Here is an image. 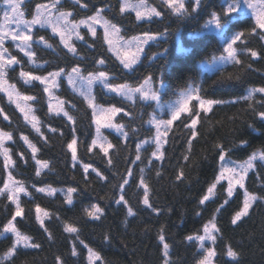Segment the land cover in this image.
I'll return each mask as SVG.
<instances>
[{
  "label": "trees",
  "instance_id": "1",
  "mask_svg": "<svg viewBox=\"0 0 264 264\" xmlns=\"http://www.w3.org/2000/svg\"><path fill=\"white\" fill-rule=\"evenodd\" d=\"M149 1L156 5L158 11L168 13L169 10L160 4V0ZM234 1L237 0H199L196 11H192L194 0H189L185 3L186 13L167 14L164 18L153 17L143 21L137 20L136 14L130 10L123 13L119 11L124 0H81L86 5L85 8L72 6L69 0H64L62 8L72 11L74 20L86 19L102 10L105 18L115 24L126 39L143 35L158 37L148 44L142 58L131 70L123 69L120 61L109 51V44L101 29L96 31L95 37L88 29H81V35L92 47L89 48L84 41L74 40L77 57L67 53V49L59 44V37L52 36L49 29L34 30V35H44L57 48V52H53L39 44L33 46L36 52L34 59L38 63L50 62V67L45 65L48 71H54L58 67L70 70L71 67L79 65L84 75L105 71L109 75V82L127 83L133 87L143 83V79L152 77L153 84L164 87V102H170L189 88L195 90L197 96L203 100L223 99L238 102L212 105L207 110H201L194 101L191 111L182 114L168 132L161 148L163 157H153L155 147L149 143L140 149L141 160L133 164L136 145L146 140L151 141L154 137V128L148 123L155 111L153 102L141 100L140 97L127 101L121 96L107 93L99 85L95 87L94 95L98 104L122 109L116 121L128 133L125 139L120 134L106 131L105 135L112 147L107 148L108 154L105 156L100 147L92 144L95 137L93 110L82 96L73 92L66 78L58 79L59 87L53 90L56 97L53 100L63 102L60 103L61 108L74 116L75 124H69L63 112L49 110V93L43 91L44 85L35 81L32 85H25L19 78L20 66L10 69L7 81L15 84L21 94L36 95L38 98L31 101V104L39 121V134L31 124L25 122L24 115L15 104L9 102L4 92H0V107L13 124L4 121L0 116V128L13 132V141L6 143L17 162L13 175L25 184L29 193L21 194L24 212L23 218L17 217V226L23 233L32 236L41 247L19 248L17 255L11 261L5 260L4 264H55L57 256L66 261V264H89L88 250L75 239L77 235L101 256L103 264H162V246H158L157 240L161 226L164 227L166 241L171 246L170 258L173 264H197L202 253L197 251L195 243L187 242L185 238L187 235H202L203 223L211 218L215 208L227 197L226 184L219 183L206 205L198 204L199 199L208 194L207 188L216 182L215 177L221 170L219 149L215 145L222 144L226 152L230 148L226 159L234 161H245L254 152L264 153V120L258 118L253 111L264 110V94L256 93L252 101L240 99L248 95L250 88L264 87V40L252 33L255 24L253 18H241L235 13L224 15L228 3ZM213 14L220 16L221 25L225 26L223 34L206 30L207 22L212 19ZM240 31L244 33L241 37L244 43L237 41L235 44L240 62L227 64L212 72L205 70L204 64L220 57L227 40ZM261 31L257 29V32ZM6 46L9 53L20 60L26 70L34 75H47L44 69L29 65L27 57L12 42H8ZM252 51H256L260 58H253ZM100 59L105 61L103 65H98ZM193 113H198V116L193 117ZM190 118L197 120L195 137L191 136ZM72 127L77 129V159L91 166L87 173L79 164L73 167L71 152L66 147L72 138ZM50 128H56L57 131L53 133L49 131ZM61 132L64 133L63 136L60 135ZM20 133L27 135L36 144L39 149L37 157L47 162L49 169H54L53 171L45 169L40 177H36L37 165L30 158V149L19 139ZM189 139L192 141L190 147ZM242 140L246 141L243 146L240 145ZM21 152L28 161L27 164L20 160ZM185 155L188 156L187 161L183 159ZM149 159L152 160L151 167L147 166ZM109 160L112 161L111 165L108 164ZM92 167L105 179L101 180L92 172ZM141 167L145 169L150 203L163 209L159 217L141 202L143 189L138 187ZM128 169H132V177L129 185H125V199L137 215L127 218L128 225L125 227L127 210L123 205H116L114 200L118 198V186L127 176ZM181 169L184 178L178 181L176 176ZM157 171L159 176L156 175ZM6 179L7 173L3 170L0 157V187H3ZM262 184L264 161L258 158L254 168L247 174L245 186L256 195H264ZM113 185L117 187L114 188ZM46 186L65 189L69 186L77 187L74 205H67L59 192L49 197L46 193L36 191V188ZM242 201L243 190L238 189L230 201V206H226L227 211L222 209L223 214L217 215V226L221 229L222 238L217 241L218 256L214 258V264H236L223 254L226 243L231 244L240 254L239 264H264V202H255L248 215L238 221V226L233 225L231 219L234 211L242 206ZM93 203L104 209V216L98 221L83 212L85 207H90ZM37 205L49 213V217L44 218V223L51 233V239L49 233L44 232L35 219ZM169 208L172 209L171 213L167 211ZM14 211V205L6 196L0 197V230ZM197 211L201 212L200 216H196ZM41 216L43 218L42 213ZM65 225L76 227L77 233L65 232ZM105 234L110 237V242H105ZM13 241L11 234L0 238V258ZM73 244L76 245L77 257L71 256ZM91 264H101V261L93 260Z\"/></svg>",
  "mask_w": 264,
  "mask_h": 264
},
{
  "label": "snow or ice",
  "instance_id": "2",
  "mask_svg": "<svg viewBox=\"0 0 264 264\" xmlns=\"http://www.w3.org/2000/svg\"><path fill=\"white\" fill-rule=\"evenodd\" d=\"M64 0H48V2H39V0H0V92L6 93L8 96V100L10 103L15 104L16 108L24 113V119L26 123L31 124L32 128L35 129L36 133H40V127L37 126L39 121H37L36 116L32 115L29 119L30 113H32V107L27 103L29 101H36L38 98L36 95H23L16 89L15 84H8L7 76L10 69H13L15 66H20L19 78L23 81L25 85H32L33 82H39L40 85H44L43 91L45 93H49V110H52L53 99H56L54 93L51 91L54 88L59 87L57 83L58 79L64 77L67 79L69 86L72 87L73 92H76L78 95L82 96L84 100L88 103V106L93 109V116L96 118L95 123L97 125L96 128V138L92 140L93 145L100 144L101 151L104 152L105 156L108 154V149L103 147L104 144H108V147H112V144L108 142L106 136L102 135L100 128L101 126L104 128L114 129L116 133L120 134L125 139L128 137V133L124 130V126L122 124H113L111 122V117L106 116V114L110 113L115 115L122 111L121 108L111 106V107H103L99 104H94L96 100V96L93 94L94 86L99 85L103 90H105L109 94H116L117 96L123 97L127 101H133L136 94H139L141 100H152L156 101L157 93L152 86V77H148L143 79V83H141L138 87L130 86L127 83H111L109 82V75L105 71L98 72H89L87 75L82 73L81 67L79 65L73 66L68 70L66 67H58L54 71H48L45 68V65H50L49 61H44L43 63H38L34 57L36 56V52L33 50L34 44H39L43 48L50 49L53 52H57V48L49 42L48 39L45 38L44 35H34V30L36 29H50L52 36L59 37V44L63 45L64 49H67V53L71 54L72 57H77V47L73 43V38L76 41H84L85 44L88 45L89 48L92 47L91 44L85 39L83 35H81L79 29L81 26H85L88 31L95 37L96 36V28L95 24H100L104 29V39L109 44V51H111L116 58L123 65V69L130 70L133 68L135 64H137L138 60L141 57L142 52L144 51V45H146L149 41L155 38V35H147L143 40L140 37H133L131 40H123L122 37L117 39H110V36H114L115 34L120 32V29L115 25L110 23V21L104 19L101 15V11H97L95 15H91L88 19H80L78 22H73L69 18L73 16L72 11L63 10L62 4ZM72 6L79 5L80 8H85L86 5L81 3V0H69ZM240 3L243 4L246 14H250L251 17L255 20V24L252 28V33L260 36V39L264 40V0H239ZM160 4L162 6H166L169 10L167 14H181L186 13V4L185 0H180L176 6H173L169 0H160ZM199 4V0H194V6L192 11H196V8ZM148 5L145 0H138V2H133V0H124V3L121 4L119 11L123 13L125 9H131L136 12L137 20H141L143 17V13L140 11L142 8H146ZM239 11L238 6L229 7L225 10L224 15H231L235 12ZM151 14L155 17L164 18L167 14L158 11L156 8H151ZM30 16V18H28ZM150 20L151 17H148ZM210 23L215 24L217 27L220 26V16L218 14H213ZM257 29L262 30L261 32H257ZM244 35L242 31L235 34V36L227 43V46L223 48V53L218 59L226 64L229 63H239L240 61L237 59V49L234 45L237 41L240 43H244L241 40V37ZM11 40L14 47L21 51L25 57H27V63L29 65H34L36 68L44 69L47 71V75H34L31 71L26 70L20 60H18L15 56L9 53V49L5 47V42ZM135 48L136 52L134 54H129L125 51V56L131 55V59L126 60L121 58V49L127 50L128 48ZM251 56L253 58L259 59V55L256 51L251 52ZM105 61L100 59L98 61V65H103ZM230 80L231 77H228ZM238 80L239 77H236ZM50 81V82H49ZM256 93L264 94V87H253L248 91V95L241 97L245 101H252L254 95ZM195 94V90L189 89L187 92H182L180 94V99L176 101V107L171 109L172 118L170 120H157L156 116H152L148 123L154 124L156 126L157 135L152 141H143L136 145V155L135 160L132 161L135 164L137 161L141 160L140 149L144 147L145 144L155 143V151L152 152V156L157 159H161L163 157V152H161L162 141L160 140L161 134V126L163 127V131L166 133L168 131L167 125L172 123V120H175L181 111L187 110V101L192 99ZM236 100H223V99H208V100H200L199 103L201 106L205 104L211 107L212 105H224L229 103H236ZM63 103V102H59ZM260 103V101H257ZM72 107H75L74 105ZM249 107H252L249 104ZM207 110V109H206ZM254 114L264 120V110L257 111L253 109ZM57 112H63V116L67 117L69 124H75L74 116L70 115L69 112L64 111L63 108L57 110ZM128 115V113H125ZM0 116L3 117V120L8 122L9 124H13V121L10 117L5 114L4 109L0 107ZM198 116V113H193V117ZM191 119V136H196L195 125L197 120L195 118ZM187 126V125H186ZM49 131L55 133L57 131L56 128H50ZM77 129L75 127L71 128L72 138L70 142L67 143V150L71 152V160L73 162V167L77 164L83 169L85 173L88 172L89 167H91L87 163H82L77 159V153L75 145L77 144L76 138ZM61 136L64 135L63 132L60 133ZM13 132L7 131L0 128V157H2L3 170L7 173V179L3 183V187H0V197H5L8 201L11 202L15 207V211L11 214V218L7 219L5 223L2 225V230H0V238L4 237L5 234H11L14 237V241L11 244V247L4 253V256L0 258V264H4L5 260L11 261L12 258L17 255V250L19 248L22 249H37L40 248L41 245L34 241L33 237L23 233L17 226V217H22V213L24 212L23 207L21 206V193L24 195H28V191L25 187V184L16 179L13 175V171L16 168V160L13 159L11 155V149L6 146V143L9 141H13ZM19 139L23 141V143L27 146V149L31 151V160L35 162L37 165L35 175L36 177H40L41 173L48 169L49 171H53L54 169H49L48 163L43 162L41 159L37 157V152L39 149L36 144L31 142L27 135L24 133H20ZM189 147L192 144L191 139L188 140ZM246 144V141H241L240 145L243 146ZM237 145H233L236 147ZM217 149H219V161L221 162V170L219 175L215 177V183H212L210 187L207 188V193L203 195L198 204L200 206H205L206 202L209 201L210 195H213V190L217 188V185L222 180H227V188L225 191L227 192V197L223 200L222 203L219 204L218 207L215 208L214 213L211 218L207 220V222L203 223L202 231L203 234H193L187 235L186 241L190 243H195L197 246V251L202 253V258L197 261V264H213L214 258L218 256V252L216 250V245L218 238H222L220 236L221 229L217 226V215H222V209L227 211L226 206H230V201L234 196V189L236 186H239V189L243 190V201L242 206L239 207V210L234 211V215L231 219V223L233 225L238 226V221H240L243 217L247 216L249 213V209L252 205L257 201L264 202V195H256L252 193L244 183L245 176L254 168V161L258 158L261 161H264V153L254 152L252 155L242 163H236L235 161L228 160L226 161L227 152H230L229 148L226 152L224 146L220 143L215 145ZM159 154V156L157 155ZM20 160L27 164L28 161L25 159L23 152L19 153ZM185 161L188 160V156L185 155L183 157ZM108 164L111 165L112 161L109 160ZM148 167L152 166V160H148ZM92 172H94L101 180H104L105 177L101 175L99 171L95 167H92ZM140 172V181L138 187L143 189L142 192V204L145 208L149 209L151 213H153L156 217H159L163 211L153 204L150 203L149 200V188L147 182L145 180V169L141 167L139 169ZM157 176L160 175L159 171L156 173ZM132 177V169H128L127 176L122 179V183L119 184V193L118 198L114 200L115 204L126 208V219L124 221L125 227L128 225L127 218L135 217L137 212L133 210L131 206H129L128 200L125 199V185H129L130 178ZM184 178V173L182 169L176 176V180L182 181ZM87 179V176H85ZM264 187V184L261 185ZM35 187V185H33ZM113 187H117V185H113ZM223 187V186H222ZM37 192L46 193L47 196L51 197L59 192L67 205H74V194L78 193L77 187L69 186L65 188H55L51 186L36 188ZM237 199L239 196L237 195ZM215 203V201H213ZM168 213L172 212V209H167ZM36 212V221L39 223L40 228L44 230V232L49 233L48 228L45 227L44 218L49 217V213L44 211L39 205L35 207ZM83 212L91 217L93 220H100L101 217L104 216V209L100 207L98 204L93 203L90 207H85ZM43 214V218L41 216ZM196 216H200L201 212L197 211ZM23 218V217H22ZM59 219V217H57ZM64 231L67 233H77V228L71 225H65ZM51 233H49V239H51ZM76 240H79V243L84 246L88 250V261L89 264L93 260L101 261L103 264L101 256L95 252L88 244L84 243L82 239H80L79 235L75 237ZM105 242H110V237L105 234L104 236ZM158 246H162L161 248V259L162 264H173L171 261V246L166 241V233L163 226H161L159 232L157 233ZM206 242L212 245V247H206ZM224 255L230 260L239 264L240 254L235 251L231 244L224 245ZM71 256L77 257L78 253L76 250V245L73 244L71 249ZM55 264H66L60 256L55 258ZM227 264V262H226Z\"/></svg>",
  "mask_w": 264,
  "mask_h": 264
},
{
  "label": "rangeland",
  "instance_id": "3",
  "mask_svg": "<svg viewBox=\"0 0 264 264\" xmlns=\"http://www.w3.org/2000/svg\"><path fill=\"white\" fill-rule=\"evenodd\" d=\"M187 1H189V0H185V3H186ZM133 2H138V0H133ZM145 2H146V4L148 5V7L140 9V11L143 13V17H142V19H141V20H143V21L149 20L148 17H151V19H152L153 17H155V16H153V15L151 14V8L154 7V8L157 9L156 5H155L154 3H152V1L145 0ZM169 2H170L173 6H176V4H178V3L180 2V0H169ZM253 2H255V0H253ZM123 3H124V2H123ZM233 6H238V7H239V11H238V12H235V14H236L237 16H239V17H241V18H244V17H251L250 14H246V10H245L243 4L239 2V0L228 3V8H229V7H233ZM125 10H126V11H127V10H130V11H132L133 13L136 14V12H135L134 10H131V9H125ZM157 10H158V9H157ZM95 14H96V13H95ZM95 14H93V15H95ZM101 15L104 17V19H106L102 12H101ZM28 18H30V17H28ZM251 18H252V17H251ZM69 19L72 20L73 22H78V21H79V20H78V21H77V20H74V19L72 18V16H71ZM86 19H88V18H86ZM106 20H107V19H106ZM210 21H211V20H209V21L207 22V25H206V30H207L208 32H213V33L218 34V35H219V34H223V33L225 32V26L221 25V23H220V26L217 27L215 24L210 23ZM94 27L96 28V31H98L99 29H101V30L104 32V29H103V27H102L100 24H95ZM83 28L87 29L85 26H81L80 29H79V31H81V29H83ZM49 30H50V29H49ZM50 31H51V30H50ZM146 36H147V35L138 36V37H140V39L143 40ZM119 37H122L123 40H131V39H132V38H130V39H126V38H124V37L121 35V32L115 34L114 36H110V39H117V38H119ZM157 38H158V37L155 36V38H154L153 40L149 41L146 45H144V51H145V48L148 46V44L151 43V42H153V41H155ZM74 40H75V38H73V41H74ZM230 40H231V39H230ZM230 40H227V42H226V46H227V43L230 42ZM8 42H12V41H11V40L6 41V42H5V47H7L6 44H7ZM109 47H110V46H109ZM234 47H235V45H234ZM125 51H127V53H129V54H134V53L136 52V49H135V48H132V47L128 48L127 50H125V49H121V58H122V59L129 60V59H131V55H128V56L126 57V56H125ZM144 51L142 52L140 59L142 58V56H143V54H144ZM140 59L138 60V62L140 61ZM138 62H137V63H138ZM229 64H230V63H229ZM135 65H136V64H135ZM135 65H134V66H135ZM225 65H227V64L224 63V62H222V61H220L218 58H216V59H214L213 61L204 64V69H205V70H208V71H210V72H212V71L217 70V69H219V68H221V67H223V66H225ZM134 66H133V67H134ZM130 70H131V69H130ZM49 82H50V81H49ZM57 83H58V81H57ZM8 84H11V83L8 82ZM96 86H97V85H96ZM96 86H94V89H95ZM152 86H153L154 90H155L156 93H157V99H156V101H152V100H144V101L153 102V103H154V108H155V111H154V114H153V115L157 117V120H161V119H162V120H165V121L170 120V119L172 118V114H171L170 111H171V109H172L173 107H176V106H177V105H176V101L180 99V94H181L182 92H187L189 89H192V88H189L188 90L182 91V92L177 96V98L171 100L170 102H164V101L162 100V91H163V88H164L163 85L156 86L155 84L152 83ZM137 87H138V86H137ZM16 89H17V88H16ZM54 89H55V88H54ZM54 89H52L51 91L54 92V91H53ZM94 89H93V94H94ZM17 91H18V90H17ZM113 94H114V93H113ZM5 95H6V93H5ZM6 96H7V95H6ZM136 97H139V94H138V93L136 94V96L134 97V99H135ZM7 98H8V96H7ZM200 100H203V99H201L200 97H198L197 94L195 93L194 96H193V98H192V99H189V100L187 101V110H186V111H181L180 114H179V116H178L175 120H172V123H171V124L167 125L168 131H167L166 133L163 131V127H164V126H161L160 140L162 141V146H163V144L165 143V140H166V137H167V135H168V132L170 131V129H171V127L173 126L174 122H175L178 118H180V116H181L182 114L189 113V112L191 111V107H192V104H193L194 101L197 102V104H198V106H199V108H200L201 110H203V109H209V108H210V107H209L208 105H206V104H205L204 106H201L200 103H199ZM27 103L32 107V109H34V106L31 104V101H29V102H27ZM94 104H98V103L96 102V100L94 101ZM99 105H100V104H99ZM101 106H103V107H111V106H104V105H101ZM60 108H61V104L59 103V101H54V100H52V109H53L55 112H57V110L60 109ZM92 110H93V109H92ZM119 113H120V112H119ZM119 113H116L115 115H112V114L108 113V114H106V116H110V117H111V122H112L113 124H119V123H117V121H116L117 115H118ZM22 114L24 115V113H22ZM28 115H29V119L31 118L32 115L35 116V114L33 113V111H32V113H30V114H28ZM153 115H152V116H153ZM93 119H94V126H95V137H94V139H95V138H96V128H97V125H96V123H95V119H96V118H95L94 116H93ZM151 125H152L153 128H154V137H153V139H152V140H154V138H155L156 135H157V132H156V126H155L154 124H151ZM100 131H101L102 135H104V136H106V135H105L106 131H111V132H113V133H116L114 129L104 128V127H102V126H101V128H100ZM117 134H118V133H117ZM152 140H151V141H152ZM151 144H153L154 147H155V143H151ZM96 146H98V147L101 148V145H100V144H97ZM103 147H105V148H109V147H108V144H104ZM231 161H234V160H231ZM227 162H228V159H226L225 163H227ZM235 162H236V163H242V162H244V161H235ZM254 163H255V161H254ZM250 171H251V170H249V172H250ZM249 172H248V173H249ZM248 173H247V174H248ZM246 177H247V175L245 176V180H246ZM245 180H244V183H245ZM220 183H225V184H226V187H227V180H222ZM238 189H239V186L237 185L236 188L234 189V194H235V192H236ZM21 194H22V193H21ZM21 194H20V195H21ZM206 247H212V246H211V244H209L208 242H206ZM213 264H214V261H213Z\"/></svg>",
  "mask_w": 264,
  "mask_h": 264
}]
</instances>
